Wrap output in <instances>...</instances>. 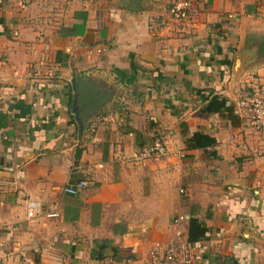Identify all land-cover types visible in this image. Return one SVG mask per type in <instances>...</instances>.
<instances>
[{"label": "crops", "instance_id": "1", "mask_svg": "<svg viewBox=\"0 0 264 264\" xmlns=\"http://www.w3.org/2000/svg\"><path fill=\"white\" fill-rule=\"evenodd\" d=\"M173 1L0 0V264H144L190 217L199 264H264V132L198 111L264 97V0ZM77 79L107 93L84 117Z\"/></svg>", "mask_w": 264, "mask_h": 264}, {"label": "built area", "instance_id": "2", "mask_svg": "<svg viewBox=\"0 0 264 264\" xmlns=\"http://www.w3.org/2000/svg\"><path fill=\"white\" fill-rule=\"evenodd\" d=\"M193 0H174L167 9L170 20L180 23L186 20ZM31 75L37 77V69H31ZM49 76V74H46ZM232 113L242 122L243 126L254 131L264 132V97L256 92L246 94L236 99L231 106ZM232 136H230V139ZM164 153L161 142L154 140L143 151V156H160ZM86 186L85 181H78L67 184L61 191L67 195H75ZM180 193L181 190L178 189ZM31 210L26 212L30 217ZM53 216V215H50ZM183 220L182 216H177L173 223ZM200 246L197 242H187L185 240H172L162 247L160 251L149 252L148 260L144 264H199L201 261Z\"/></svg>", "mask_w": 264, "mask_h": 264}, {"label": "trees", "instance_id": "3", "mask_svg": "<svg viewBox=\"0 0 264 264\" xmlns=\"http://www.w3.org/2000/svg\"><path fill=\"white\" fill-rule=\"evenodd\" d=\"M72 90L75 96L76 115H87L98 110L107 96V93L89 80L77 79L72 83ZM203 104L199 108L202 115L218 113L230 123L235 122L236 116L232 113L231 106L226 104L224 98L211 94L208 98L202 99ZM81 118L80 121H83ZM182 143L186 150L207 149L215 144L213 138L193 132L189 136L183 137ZM208 156H213L212 151L207 152ZM206 228L204 224L194 217L187 219L185 238L187 242H196L204 239Z\"/></svg>", "mask_w": 264, "mask_h": 264}, {"label": "rangeland", "instance_id": "4", "mask_svg": "<svg viewBox=\"0 0 264 264\" xmlns=\"http://www.w3.org/2000/svg\"><path fill=\"white\" fill-rule=\"evenodd\" d=\"M259 46H262V44H259Z\"/></svg>", "mask_w": 264, "mask_h": 264}]
</instances>
